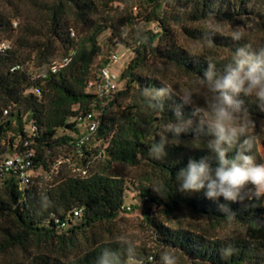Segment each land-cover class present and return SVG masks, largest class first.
Listing matches in <instances>:
<instances>
[{"label":"trees","instance_id":"16d2710c","mask_svg":"<svg viewBox=\"0 0 264 264\" xmlns=\"http://www.w3.org/2000/svg\"><path fill=\"white\" fill-rule=\"evenodd\" d=\"M1 1L6 6L0 7V42H9L11 48L0 54V165L7 153L32 151L31 171L42 170L47 176L23 184L17 174L0 168V256L33 244L54 248L57 255L38 254L27 262L0 264H95L105 247L123 252L114 226L130 186L146 206L141 208L142 220L155 244L135 243L144 264H161L165 251L181 254L192 264H264V198L250 205L223 197L214 202L203 190L179 192L176 173L189 159L206 158L215 166V154L207 147L211 137L201 135L194 144L196 120L191 107L183 106V118L193 119L192 127L181 133L179 144L166 146L165 160L152 159L149 147L154 138L159 140L164 124L176 121L181 101L165 98L160 112L149 108L141 95L142 87L171 85L162 66L196 80L207 69V61L222 71L237 47H264V37L233 41L219 33L209 45L204 40L209 31L201 28L253 19L264 33V0H144L136 15L130 13L128 0ZM105 30L110 31L111 44L130 49L133 55L119 75L117 91L99 98L88 86L101 51L99 35ZM179 35L200 44L203 52L181 46ZM65 58L68 63L52 73V63ZM17 65L21 68L11 71ZM239 99L255 123H264V111L255 98ZM90 112L101 115L100 126L79 151L76 142L87 128ZM254 135L253 154L264 163L258 146L263 133ZM70 166L86 175L74 173ZM117 166L145 171L129 180L115 171ZM154 182L163 183L162 196L153 192ZM45 196L49 203L42 208ZM218 203L227 204L235 217L228 220ZM78 210L81 213L75 217ZM185 213L216 225L238 226L240 232L222 237L180 227L179 216ZM63 222L66 227H61ZM228 244L237 251L222 258L219 250Z\"/></svg>","mask_w":264,"mask_h":264},{"label":"clouds","instance_id":"9594fccd","mask_svg":"<svg viewBox=\"0 0 264 264\" xmlns=\"http://www.w3.org/2000/svg\"><path fill=\"white\" fill-rule=\"evenodd\" d=\"M216 29L205 33L207 44L213 43ZM244 33L235 30L231 38L240 41ZM146 39V37L144 38ZM162 86H146L141 88L145 103L152 110L163 111L162 101L173 96L178 97L181 104L175 109L176 121H168L163 125L159 140L154 138L149 147V156L157 161L167 157L166 146L170 143L179 144L181 133L187 132L193 125V119H184L182 107H191V117L196 120V137L194 144L200 141V136L211 137L207 147L215 154L216 164L213 166L206 158L199 161L189 159L187 166L176 173L178 191L181 193H200L214 202L223 197L229 202H250V205L264 198V163H258L253 154L256 136L253 129L255 121L246 107L241 95L253 97L264 111V47L254 48L244 44L235 49L231 62L224 65L223 70H217L214 63L207 61V69L202 76L193 82V87L174 88L161 82ZM202 99L203 104L198 103ZM171 134L169 139L168 134ZM234 154L229 156L230 152ZM153 192L162 196L164 185L154 182ZM47 197L41 199V207H47ZM246 207L249 204L245 205ZM219 211L228 220L235 213L227 204L218 203ZM118 242L123 252L110 247L102 249L95 264H144L137 255L136 244L125 236H118ZM237 249L231 244L222 247L219 252L222 258L232 256ZM123 257V258H122ZM161 264H177V257L168 251L161 255Z\"/></svg>","mask_w":264,"mask_h":264},{"label":"rangeland","instance_id":"374dc122","mask_svg":"<svg viewBox=\"0 0 264 264\" xmlns=\"http://www.w3.org/2000/svg\"><path fill=\"white\" fill-rule=\"evenodd\" d=\"M130 1L132 8L130 10V13L133 15L137 14V11L140 7V4L144 2V0H128ZM6 4L0 0V7L4 8ZM122 8V5H120ZM25 13L28 14L29 10H25ZM205 30H212L216 29L218 30L217 33L222 36H232L233 31L235 30H241L244 35L250 38L251 40L258 41L264 37L263 29L261 26H259L256 21L252 20H243L241 22L232 23V24H207L203 25L201 27ZM151 29H156L155 25H151ZM110 37V31L105 30L99 35V43L101 47V51L99 56L95 59L93 66H92V72L96 71L98 67L101 65H105L106 61H108V57L112 54H116L118 57V60L116 62H113L110 64L111 71L114 72L117 77H119L121 71L126 67L129 60L132 57V51L122 45H114L109 42ZM179 42L181 46H183L186 49H189L192 52H203V47L195 43L188 38L184 37L183 35H179ZM162 71L166 75V78L169 79L172 86L175 88H185V87H193V90H195V86L193 82L195 80H191L187 77L182 76L177 71H174L172 69H169L168 67H161ZM90 92H93L92 89H88ZM198 103L201 105L204 103L202 99L198 100ZM29 128L26 127V130ZM259 131H262L263 137L259 139L258 146L259 151L262 156V159L264 161V123L259 122L256 123V127L253 129V134L259 133ZM64 132L60 131L59 134H63ZM67 135L71 137H76L78 135V132H66ZM12 135L11 133L8 134V136ZM58 154H61L62 156L65 155L66 151L59 150L57 152ZM12 156L11 153H7L4 157ZM67 161V160H66ZM70 168L73 171V166H70ZM116 172H119L122 176H124L126 179H134L137 176L144 173L143 167H128V166H117L115 168ZM30 174L32 177L35 178H41L47 176L42 170L38 171H30ZM125 205L130 206V210H124L120 213L118 221L116 222V230L118 232V235L125 236L128 239L134 241L136 244L139 245H145L147 247H154L155 244L152 242L151 234L147 232L146 225L142 220L141 215V208H145V204L141 200L138 193L135 191L133 187L130 186L129 190L126 192V199H125ZM154 209V208H153ZM163 219V218H162ZM167 225L175 227V224H172L170 221L163 219ZM180 220V227H193L195 230H198L199 232L205 233L207 235L211 236H232L240 232L239 227L235 225H229V224H221L216 225L210 223L206 219L199 218L197 216H194L190 213H185L184 215L179 216ZM76 221H73L75 223ZM38 254H49V255H57L54 248H49L47 245L38 246L36 244L31 245L27 248V250H21L16 249L12 250L2 256H0V262L5 261H21V262H27L31 259L32 256L38 255ZM177 257V264H192L189 260H187L183 255L173 253ZM162 255V254H161ZM160 255V256H161Z\"/></svg>","mask_w":264,"mask_h":264},{"label":"built area","instance_id":"2783aa9c","mask_svg":"<svg viewBox=\"0 0 264 264\" xmlns=\"http://www.w3.org/2000/svg\"><path fill=\"white\" fill-rule=\"evenodd\" d=\"M71 35L74 36V32L71 31ZM11 48L10 43L7 41L0 42V54L7 52ZM118 57L116 54H112L108 57V61L105 65L100 66L94 72L88 89H92L93 93L99 98H104L113 94L118 89L119 77L111 71L110 64L116 62ZM68 58H65L62 62H53L50 66V71L56 73L57 70L63 65L67 64ZM21 67L19 65L13 67L11 71L19 70ZM7 114V111L4 112ZM87 128L85 132L80 136L76 142V147L81 151L94 137L97 133L101 122V115L99 113L90 112L86 117ZM32 151H25L23 153H15L12 156L4 158L0 168L5 173H15L21 179L23 184L31 183L32 175L30 174L32 167ZM68 161V160H67ZM59 164L56 165V168ZM73 172L78 175H86V171L79 168H74ZM131 207L123 205L121 210H130ZM81 213L80 210L74 212V216L77 217ZM61 227H66V222L61 224Z\"/></svg>","mask_w":264,"mask_h":264},{"label":"crops","instance_id":"0c3cea01","mask_svg":"<svg viewBox=\"0 0 264 264\" xmlns=\"http://www.w3.org/2000/svg\"><path fill=\"white\" fill-rule=\"evenodd\" d=\"M101 66H103V65H101Z\"/></svg>","mask_w":264,"mask_h":264}]
</instances>
